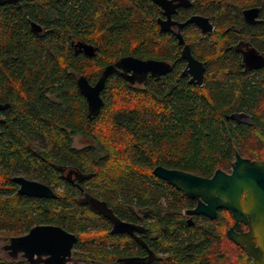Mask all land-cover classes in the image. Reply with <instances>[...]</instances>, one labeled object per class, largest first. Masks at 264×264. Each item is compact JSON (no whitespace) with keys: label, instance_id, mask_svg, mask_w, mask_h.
I'll use <instances>...</instances> for the list:
<instances>
[{"label":"trees","instance_id":"1","mask_svg":"<svg viewBox=\"0 0 264 264\" xmlns=\"http://www.w3.org/2000/svg\"><path fill=\"white\" fill-rule=\"evenodd\" d=\"M177 17L207 16L211 32L196 53L209 55L202 85L189 83L175 67L164 76H148L132 85L115 69L105 80L103 105L92 118L76 86L84 75L94 83L103 68L119 58L165 59L160 8L152 0H18L0 5V234L8 240L37 224L73 232V256L83 264H125L117 257L135 242L114 235L95 208L76 198L62 168L80 169L84 192L102 199L119 217H144L146 240L157 259L151 264H253L244 249L227 237L233 223L227 209L214 219L186 210L195 200L156 177V165L209 177L230 170L238 152L264 161V76L241 71L229 43L237 27L247 26L264 49V21L249 26L240 10L264 0H190ZM45 26L35 33L29 21ZM169 35V34H168ZM167 52L178 59L172 37ZM94 47L75 53L71 42ZM194 47V46H193ZM167 55V54H166ZM244 112L246 120L227 118ZM80 136L86 143L73 146ZM23 174L53 186L56 197L17 192L12 180ZM61 188V190H56ZM123 245V246H122ZM0 264H30L0 255Z\"/></svg>","mask_w":264,"mask_h":264},{"label":"water","instance_id":"2","mask_svg":"<svg viewBox=\"0 0 264 264\" xmlns=\"http://www.w3.org/2000/svg\"><path fill=\"white\" fill-rule=\"evenodd\" d=\"M1 2V0H0ZM164 10L166 20L157 18L161 29L167 30L171 24L182 28L188 23L196 24L202 32L214 29L207 16L193 14L183 22L170 19L179 6H189L190 0H152ZM259 13L258 7L243 10L248 22H254ZM29 25L34 32H39L41 26L30 20ZM178 42L183 43L178 33ZM75 53L82 52L86 56L94 54V47L82 41L71 42ZM181 56L187 60L185 71L191 72L195 83L203 82L204 68L191 54L189 45H184ZM170 66L157 59H140L132 55L119 58L113 64L106 65L98 79L92 84L84 75L76 78V86L83 94L87 103V116L92 119L101 109L103 99L100 95L105 80L115 70L120 69L129 83H134L139 77L150 73L159 76L166 73ZM243 114L235 112L227 116L240 121ZM152 173L173 185L186 195L196 200L194 207L187 209L189 215H203L209 219L216 217L218 209H227L233 223L227 228L229 239L239 245L252 259L253 264H264V161L242 157L238 152L230 164V170L216 169L209 177L199 176L180 169L166 168L156 165ZM13 181L18 185V193L34 197L54 198L55 191L47 184L38 180H30L23 176H14ZM190 220V219H189ZM242 225L246 226V230ZM132 230L134 226L126 222H118L115 229ZM76 236L61 226L54 224H37L27 233L12 235L2 245L6 254L15 259L19 254L30 264H67Z\"/></svg>","mask_w":264,"mask_h":264},{"label":"flooded vegetation","instance_id":"3","mask_svg":"<svg viewBox=\"0 0 264 264\" xmlns=\"http://www.w3.org/2000/svg\"><path fill=\"white\" fill-rule=\"evenodd\" d=\"M16 1H18V0H1L0 5L10 4V3H13ZM189 6H185V7H189ZM183 7L184 6H179L176 8V10L173 13H171L170 19L172 21L183 22L188 17L193 15V14H189L187 17H185L183 19L178 18L177 14L179 12V9L183 8ZM251 7H258L259 8V13L255 17L254 22H248L244 16V14H243L244 9L251 8ZM194 14H196V13H194ZM200 15H202V14H200ZM240 15H241L240 17L243 20V22H245L246 25H249V26L259 25L264 21V18H262V16H261L260 6L253 5V6L243 7L240 10ZM157 18H160L161 20H166L167 16L164 14V10L162 8H160V15ZM39 25L41 26V30L39 32H35V33L42 35V34H44L46 28H45V26H43L41 24H39ZM158 26H159V24H158ZM213 27H214V25H213ZM159 28H160V26H159ZM195 28H197L200 32H202L200 30V28L194 23H188V24L184 25L182 28H179L176 23L171 24L167 30H163L160 28V31H162L164 34L162 41H163V54L165 55V59H162V61H165L166 63H168L170 68L166 73L161 74L159 76H154V75H151L150 73L146 74L144 77L141 76L138 78V80H136L134 83H132V85L143 84L148 76L153 77V78L164 76L167 73H170L174 67H175V71H177L182 77L186 78L189 83L196 84L195 78L193 81H191V78L193 77L192 73L185 71L187 60L181 56V50H182L184 45H189L192 56L197 61H199L201 63V66L204 68L203 82H202V84H203L205 82V78H206V74H207V64L206 63L208 61L209 55H203V54L196 53V46L195 45L202 44V38L203 37L196 38L193 41V45H191L190 41L195 36L193 34L188 36V33L192 32ZM236 29H237V37L234 41H231L229 43V48L232 49V51L234 52L236 59L238 61L239 67L241 68V71L248 74L250 78H252V77L260 78L261 76H264V49L262 48V43H261L260 37L257 35H253V33L247 31L248 30L247 26H241L240 28L237 27ZM178 33L182 36L183 43L178 42V37H177ZM202 33H204V32H202ZM166 34L167 35L169 34L168 36L172 37V40H174L175 43L177 44L175 46V49L178 52V56H179L178 59H174L169 54V52L166 51V49H168V40H169V37H166ZM120 73L123 75L121 70H120ZM196 85H198V84H196ZM6 107H7V105L0 103V115L1 116L3 115L2 113ZM240 113L243 114L240 119L246 120L247 116L245 115V113L244 112H240ZM73 146L79 148V147L84 146V144H80L78 146L75 145L74 144V138H73ZM61 171H62V174L64 176L65 181L71 185L73 190H77L76 195H75L76 198L82 200L83 202H85V203L89 204L90 206H92L93 208H95L98 213H100L104 218H106L108 220L110 231L112 234H114V235H127L128 237H130L135 242V244H136L135 246H133L134 244L133 245L129 244L126 255L117 257V262L125 263V264H151L154 261V259H157V256H156L154 249L148 244V242L146 240L147 226H146V222H144L143 216L139 217L136 221H131V220H128L126 218L119 217L110 207L107 206V204L102 199H95V198L87 195L84 192L81 184L83 183V181L86 177L84 176L83 172L80 169L73 168V167H64V168H62ZM14 176H23V177L30 179V180H38V179L29 178V177H27L23 174H20V173L13 175L12 180H13ZM38 181H40V180H38ZM40 182H42V181H40ZM42 183H44V182H42ZM50 187L54 190L53 186H50ZM18 188H19V185L17 184V192H18ZM56 190L59 191V190H61V188H56ZM22 195H24V194H22ZM31 197H34V196H31ZM195 204H196V200H195ZM195 204H194V206H195ZM186 216L188 219H191L193 215H189L186 213ZM118 222L130 223L134 226V228L132 230H129V231L121 230V228L115 229V226ZM242 227L244 230L247 229L245 225H242ZM74 244H73V246H74ZM73 250H74V248L72 247L71 257H70V260L67 264H83V260L76 259L75 256H73ZM96 264H103V262L100 260H97Z\"/></svg>","mask_w":264,"mask_h":264},{"label":"rangeland","instance_id":"4","mask_svg":"<svg viewBox=\"0 0 264 264\" xmlns=\"http://www.w3.org/2000/svg\"><path fill=\"white\" fill-rule=\"evenodd\" d=\"M84 143H86V140H84L83 138H81V137H79V136H75L74 137V144L75 145H80V144H84ZM227 230V229H226ZM12 236V235H11ZM10 237V236H9ZM7 242V240L5 239V236L4 235H1L0 234V255L1 256H4V257H9L7 254H6V252H4L3 251V249H2V245L3 244H5ZM16 260H19V259H23L22 257H21V255L19 254L16 258H15ZM83 263H85L84 261H83Z\"/></svg>","mask_w":264,"mask_h":264}]
</instances>
